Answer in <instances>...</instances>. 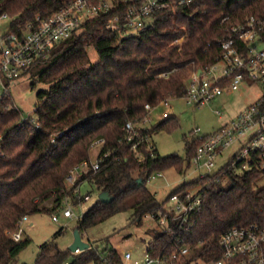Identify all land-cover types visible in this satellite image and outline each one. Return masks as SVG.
Here are the masks:
<instances>
[{
	"label": "trees",
	"instance_id": "trees-1",
	"mask_svg": "<svg viewBox=\"0 0 264 264\" xmlns=\"http://www.w3.org/2000/svg\"><path fill=\"white\" fill-rule=\"evenodd\" d=\"M66 1L0 0V18L6 15L9 31L23 36L30 23L47 18ZM261 12L264 0H171L155 12L151 27L132 37L108 29L109 16L101 15L35 61L23 75H29L33 85H47L35 110L37 124L21 123L23 112L13 108L12 95L0 101V264H18L30 244V239L13 237L23 216L47 211L58 215L66 200L77 202L76 185H68L66 177L84 161H99L100 169L79 176L77 183L87 182L91 190L86 193L100 196L78 221L80 233L125 212L140 223L146 214L165 211L170 195L194 187L201 188L203 202L189 233H184L191 246L187 264L219 259L220 236L229 228L263 222L264 186L259 181L264 175L258 168L240 173L226 165L214 175L184 180L160 200L147 187L151 177L170 169L186 176L197 142L185 136V157L161 156L153 137L179 127L170 116L137 128L147 137L142 141L130 140L126 130L128 122L137 126L149 120L162 102L185 98L193 74L223 58L224 18L229 17L227 24H238ZM89 48L95 49L96 62ZM219 84L229 86L230 81ZM99 139L105 142L93 160V143ZM102 194L111 200L104 201ZM48 201L51 206L45 205ZM169 238L157 232L150 246L159 248ZM105 242L103 249L93 243L78 255L55 240L45 242L35 264H64L69 259L99 264L102 255L112 264H124L122 254Z\"/></svg>",
	"mask_w": 264,
	"mask_h": 264
},
{
	"label": "built area",
	"instance_id": "built-area-1",
	"mask_svg": "<svg viewBox=\"0 0 264 264\" xmlns=\"http://www.w3.org/2000/svg\"><path fill=\"white\" fill-rule=\"evenodd\" d=\"M185 0H182V3ZM171 3V0H67L65 5L47 18H38V23H30L18 36L8 31L0 33V101L12 95V85L24 76V72L38 59L48 55L51 49L60 41L69 38L74 32L89 20L101 15H108V29L116 30L121 37L139 36L144 30L155 23V12ZM2 18H7L3 15ZM229 17L224 18L226 36L221 42L223 58L210 69L201 74L194 73L185 99L188 104L205 106L222 96L225 92H236L245 83H259L264 86V12L248 17L238 24H227ZM229 80V86L221 87L222 80ZM13 108H17L13 105ZM147 108H151L147 105ZM36 110V109H35ZM219 113V112H218ZM221 116V113H219ZM163 116L167 118L168 113ZM31 121L37 124V117L21 118V123ZM148 121V120H147ZM144 120L143 122H147ZM143 123L126 124L129 138L146 139L140 129ZM197 142L196 152L192 159L198 177L214 175L217 160L234 145L239 149L226 163L228 169L243 173L252 168H258L264 175V93L255 103L249 105L239 116L229 124L211 133H201L195 128L192 132ZM137 143L133 146L137 148ZM103 139L93 143V148L104 144ZM99 154V150H98ZM97 154V155H98ZM225 165V166H226ZM224 167V166H223ZM91 169L96 172L100 163L84 161L74 167L66 182L76 185L78 199L66 200L63 209L65 218L81 220L91 196L82 192L84 181L77 183L79 176ZM164 172L155 173L151 178L163 176ZM201 189V188H200ZM197 187L186 189L170 195L164 207L165 211L158 214H146L143 220L158 222L161 232L167 234L169 240L159 248L149 246L144 258L133 259V251L126 250L122 254L124 264H187L191 246L185 240L184 233H189L193 215L201 208L203 193ZM78 209L79 214L74 210ZM25 215L19 221V228L14 232L15 240L22 239V224L28 221ZM59 220L58 215L53 216ZM142 220V221H143ZM85 240L86 232L81 233ZM221 256L217 260L208 261L199 258L188 264H264V221L253 222L245 226H235L226 230L219 240ZM86 249H76L75 255ZM64 264H77L74 259ZM89 264V263H88ZM99 264H112L106 255L101 256Z\"/></svg>",
	"mask_w": 264,
	"mask_h": 264
},
{
	"label": "rangeland",
	"instance_id": "rangeland-1",
	"mask_svg": "<svg viewBox=\"0 0 264 264\" xmlns=\"http://www.w3.org/2000/svg\"><path fill=\"white\" fill-rule=\"evenodd\" d=\"M11 20L2 18L0 20V33L9 31ZM89 54L92 61L96 62L99 58L93 48H89ZM47 89V85L37 83L33 85V79L29 75L22 76L13 82L12 96L14 106L20 109L23 118L32 117L35 119V109L41 100L43 91ZM264 93V86L259 83H245L240 90L230 93L225 92L222 96L208 103L205 106H195L187 103L183 96H175L167 102H162L153 108L152 125L164 120V113H168L171 118H177L179 127L172 132L162 131L153 137L156 147L161 156H170L178 154L181 157L186 156L185 136L189 139L193 138V130L200 128L201 133H211L222 126L229 124L236 119L239 114L249 105L255 103ZM43 99V97H42ZM221 113V116L219 113ZM145 126H150L148 122H142ZM239 146L236 144L225 150L222 156L217 160L218 168H222L230 160V157L237 152ZM98 148L91 151L92 159H96ZM192 168L186 176L178 174L174 169L167 170L163 176L151 178L147 187L153 193H156L160 200L165 197L184 180H192L199 175ZM260 186H264V177L259 181ZM91 190V186L85 182L82 192L85 194ZM87 194V193H86ZM100 194L93 191L91 199L88 201L86 209H88L98 199ZM53 202H47L45 205H52ZM66 207V202L62 209ZM61 209V211H62ZM79 214V210H74ZM52 211L40 212L29 216L28 221L22 224V238L30 239L29 246L24 249L18 256V264H35L40 247L45 242L57 241L63 249H68L74 242V231L78 225V219L65 218L63 211L58 213L59 220L54 221ZM62 232L60 233V231ZM158 222L155 220H143L138 223L133 221L129 212L117 214L106 221L94 226L86 232L85 240L99 244L101 249L106 247L107 240L110 241L112 247L120 253L126 250L133 251V259H142L145 256V250L149 248L151 242L155 240L157 232H161Z\"/></svg>",
	"mask_w": 264,
	"mask_h": 264
},
{
	"label": "water",
	"instance_id": "water-1",
	"mask_svg": "<svg viewBox=\"0 0 264 264\" xmlns=\"http://www.w3.org/2000/svg\"><path fill=\"white\" fill-rule=\"evenodd\" d=\"M201 73H202V71L200 70L199 74H201ZM101 197L104 201H110L111 200V198H108L106 196V194H102ZM88 247H89V243L82 239V235H81L80 231L78 230V228H76L74 231V242L70 246V249L72 251H75L78 248L87 249Z\"/></svg>",
	"mask_w": 264,
	"mask_h": 264
},
{
	"label": "crops",
	"instance_id": "crops-1",
	"mask_svg": "<svg viewBox=\"0 0 264 264\" xmlns=\"http://www.w3.org/2000/svg\"><path fill=\"white\" fill-rule=\"evenodd\" d=\"M154 120L153 113L149 116V120L147 121L150 125H152V121ZM91 199V198H90ZM23 237V236H22Z\"/></svg>",
	"mask_w": 264,
	"mask_h": 264
}]
</instances>
